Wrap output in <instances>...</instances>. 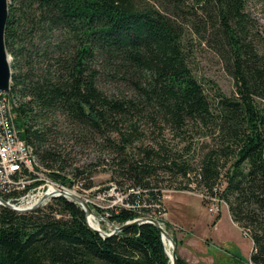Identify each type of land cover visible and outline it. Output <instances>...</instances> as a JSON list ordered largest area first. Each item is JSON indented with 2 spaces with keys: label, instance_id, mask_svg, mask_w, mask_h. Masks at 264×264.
I'll return each mask as SVG.
<instances>
[{
  "label": "trees",
  "instance_id": "obj_1",
  "mask_svg": "<svg viewBox=\"0 0 264 264\" xmlns=\"http://www.w3.org/2000/svg\"><path fill=\"white\" fill-rule=\"evenodd\" d=\"M249 1L8 0L20 137L64 182L94 167H72L73 146L105 151L110 170L139 189L128 197L138 207L110 210V221L151 212L141 204L158 202L163 182L207 190L250 237L251 264H264V37ZM196 43L221 58L232 95L197 74ZM0 264L170 262L154 224L102 237L56 196L29 212L0 205Z\"/></svg>",
  "mask_w": 264,
  "mask_h": 264
},
{
  "label": "rangeland",
  "instance_id": "obj_2",
  "mask_svg": "<svg viewBox=\"0 0 264 264\" xmlns=\"http://www.w3.org/2000/svg\"><path fill=\"white\" fill-rule=\"evenodd\" d=\"M247 10L255 19L257 27L264 37V0L249 1ZM194 48L193 66L197 74L201 78L203 77L216 84L226 95H232L235 92L234 80L225 71L221 58L204 43L201 45L196 43ZM8 54L11 56L9 52ZM10 62H12V56ZM208 85L209 82L205 83L206 87ZM12 103L13 107L17 105L18 101L16 98H13ZM13 122L18 129L14 111ZM165 133L173 147L177 146L180 148L183 146L179 139L172 137L167 130ZM194 141L195 144L199 141L200 147L209 143L210 139L204 138L200 140L195 138ZM200 142L203 143L200 144ZM72 150V167H79L84 170L85 168L88 169L87 166L92 163L94 167L90 175L84 171L82 175L77 177L78 179L75 178L76 180L72 182L65 180L64 182L52 176V169L43 165L34 153L36 160L34 165L35 173H32L31 188H27L26 192L35 187H41L42 190H46L47 182H57L63 185L66 190L69 188V191H75L90 206L93 215L87 216L85 214L88 225L91 224L89 222L91 217L95 223L92 225L105 232H111L114 226H120L130 221L127 220L122 224L110 221L108 213L110 210L118 212L119 207L131 208V205L138 207L135 199L129 200L128 197L139 194V189L132 188L129 186L130 183L128 181H125L116 172L110 170V157L105 151H101L95 146L85 148L80 144L73 146ZM72 167H67L66 171H64L67 172L68 177L72 176L70 172ZM89 182L90 186H86L85 183ZM166 184L168 183H162L161 197L158 198V202H147L146 200L144 201L145 203L141 204V206L152 208L153 210L139 217H157L160 224L176 243L177 258L181 257L188 264H251L249 258L253 249L252 241L246 232L232 220L224 199L210 195L207 190H203L200 187L199 189L196 188L195 184L190 188L184 189H177V187L167 186ZM52 197L56 196L48 197L38 208L45 205ZM205 197L221 199L224 202L219 203L217 211H210L212 204H209V200ZM66 198L70 200V198ZM71 201L82 208L78 202ZM163 243L166 249L167 246L164 241ZM168 258L170 264H172L169 256Z\"/></svg>",
  "mask_w": 264,
  "mask_h": 264
},
{
  "label": "built area",
  "instance_id": "obj_3",
  "mask_svg": "<svg viewBox=\"0 0 264 264\" xmlns=\"http://www.w3.org/2000/svg\"><path fill=\"white\" fill-rule=\"evenodd\" d=\"M32 173H35V167L30 163L24 140L14 125L8 95L0 94V194L8 196L6 200L15 205L28 207L45 193L65 188L60 183L49 181L46 183V190L35 187L26 192L27 188H31ZM205 198L212 204L210 211H217L219 203L223 202L221 199Z\"/></svg>",
  "mask_w": 264,
  "mask_h": 264
},
{
  "label": "water",
  "instance_id": "obj_4",
  "mask_svg": "<svg viewBox=\"0 0 264 264\" xmlns=\"http://www.w3.org/2000/svg\"><path fill=\"white\" fill-rule=\"evenodd\" d=\"M7 12H8V0H0V94L10 95L11 93L10 91L11 56L7 52V49L5 47V41H4V30H5V24H6V19H7ZM56 192H58V194ZM56 195H63V196L70 198L71 200L78 202L82 206V209L84 210L87 216L93 215V211L90 208V206L80 196L68 190H65V189H60L59 191L45 193L37 202H35L34 204L28 207H21V206L15 205L0 196V205H3L7 208H10L12 210L19 211V212H29V211L37 209L45 201V199H47L49 196H56ZM142 223L154 224L160 230L162 239L164 240V238H167L172 248L171 255L167 252L168 256L171 259V263L179 264L176 251H175V246H176L175 241L173 240L171 235L167 232V230L155 218L137 217L128 222H125L124 224L120 226H114V229L111 232H105L92 224H89V225L94 230L99 232V234L102 237H108L113 234H116L117 232L123 230L125 227L129 225L142 224Z\"/></svg>",
  "mask_w": 264,
  "mask_h": 264
},
{
  "label": "bare ground",
  "instance_id": "obj_5",
  "mask_svg": "<svg viewBox=\"0 0 264 264\" xmlns=\"http://www.w3.org/2000/svg\"><path fill=\"white\" fill-rule=\"evenodd\" d=\"M13 98L14 97H12L11 95H8V100H9V102H10V104H11V107H12V109H13V103H12V100H13ZM14 110V109H13ZM24 145H25V148H26V151L28 152V156H29V160H30V163L31 164H33V165H35V163H36V160H35V155H34V152H33V149H32V147L28 144V143H26L25 141H24ZM35 167V166H34ZM44 173V172H43ZM77 186V185H76ZM62 189H65V188H62ZM66 190V189H65ZM68 191H69V188L67 189ZM70 192H72V191H70ZM72 193H75V192H72ZM58 194V193H57ZM76 194V193H75ZM56 196H63V195H56ZM49 197H51V196H49ZM6 200V199H5ZM71 200V199H70ZM224 202V201H223ZM89 203V202H88ZM144 217V216H143ZM145 218V217H144ZM152 218H155V217H152ZM155 219H157V218H155ZM158 220V219H157ZM159 221V220H158ZM89 222L91 223V224H95L94 223V221L92 220V218L90 217V219H89ZM160 222V221H159ZM164 242H165V244H166V246H167V252L171 255V246H170V243H169V241H168V239L167 238H164V240H163Z\"/></svg>",
  "mask_w": 264,
  "mask_h": 264
},
{
  "label": "crops",
  "instance_id": "obj_6",
  "mask_svg": "<svg viewBox=\"0 0 264 264\" xmlns=\"http://www.w3.org/2000/svg\"><path fill=\"white\" fill-rule=\"evenodd\" d=\"M252 252V251H251Z\"/></svg>",
  "mask_w": 264,
  "mask_h": 264
}]
</instances>
